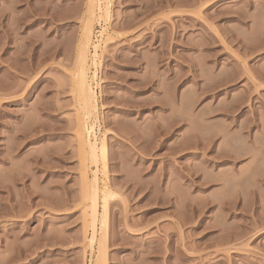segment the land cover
Listing matches in <instances>:
<instances>
[{
    "label": "rangeland",
    "instance_id": "374dc122",
    "mask_svg": "<svg viewBox=\"0 0 264 264\" xmlns=\"http://www.w3.org/2000/svg\"><path fill=\"white\" fill-rule=\"evenodd\" d=\"M0 264H264V0H0Z\"/></svg>",
    "mask_w": 264,
    "mask_h": 264
},
{
    "label": "bare ground",
    "instance_id": "6f19581e",
    "mask_svg": "<svg viewBox=\"0 0 264 264\" xmlns=\"http://www.w3.org/2000/svg\"><path fill=\"white\" fill-rule=\"evenodd\" d=\"M105 13V12H104ZM85 47V46H84ZM87 47V46H86ZM95 48V47H94ZM82 51H83V48H82ZM84 52V51H83ZM95 52V51H94ZM83 55L85 56V54L83 53ZM82 58L83 59H85L86 58V56L85 57H83L82 56ZM9 59V58H8ZM13 63V62H12ZM83 63H85V61H83ZM92 64L93 65H95L93 62H92ZM12 65V64H11ZM94 67V66H93ZM83 69V68H82ZM84 70V69H83ZM82 72H84V71H82ZM93 74V73H92ZM81 75V74H80ZM83 76H84V74H83ZM81 77V76H80ZM84 78H86V76H84ZM83 77H81V80H80V94H78L79 95V101H80V105L82 106H80L83 110H84V114H89L90 112H91V110L92 109H95V102H94V92H93V90H92V88H91V85L90 84H88L87 82H86V80L84 79ZM78 85V84H77ZM82 110V111H83ZM96 111V110H95ZM88 112V113H87ZM88 116V115H87ZM82 117H86L85 115L84 116H82ZM80 122V121H79ZM94 124V123H93ZM92 124V125H93ZM94 126V125H93ZM81 128H83V127H80V129ZM92 128V127H91ZM79 129V130H80ZM77 132H79V131H77ZM82 133V132H81ZM79 135H80V133H78ZM83 135H80L79 136V138H80V140H81V142H82V144H87V146H88V148H89V151H90V154H91V156H92V158H94V159H96L95 158V156H97L96 155V146H95V144H91V143H89V142H87L85 139H86V136H85V133H82ZM89 134H90V132H89ZM94 137V136H93ZM95 140V139H94ZM81 148V147H80ZM101 148V147H100ZM100 148H98V149H100ZM84 150V149H83ZM101 150V149H100ZM100 152V151H99ZM85 153V152H84ZM91 158V159H92ZM95 161V160H94ZM91 162V161H90ZM97 162V161H96ZM94 163V162H93ZM95 164H97V163H95ZM85 177V176H84ZM96 177V176H95ZM84 179V178H83ZM93 179H94V177H93ZM93 181V180H92ZM92 181H91V185L92 184H94L95 186H96V184L95 183H92ZM96 181V180H95ZM97 183V182H96ZM94 186H91V188H93ZM92 190H95V189H92ZM93 192V191H92ZM93 195H95L94 193H93ZM106 210V209H105ZM92 217H93V219H92V227L94 228V225H93V223H94V221H96V219H97V214H96V211H93V213H92ZM101 224L103 225L102 227L105 229V227H106V220L105 219H103V221H101ZM93 234H94V229H93V232H92ZM91 235V234H90ZM91 237V236H90ZM93 238H95L94 237V235H93ZM92 238V239H93ZM91 240V239H90ZM94 240V239H93ZM92 242V241H91Z\"/></svg>",
    "mask_w": 264,
    "mask_h": 264
}]
</instances>
